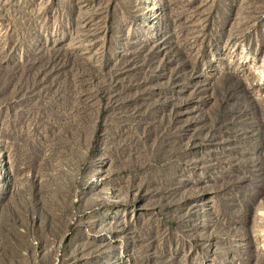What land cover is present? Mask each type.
Masks as SVG:
<instances>
[{"label": "rangeland", "instance_id": "rangeland-1", "mask_svg": "<svg viewBox=\"0 0 264 264\" xmlns=\"http://www.w3.org/2000/svg\"><path fill=\"white\" fill-rule=\"evenodd\" d=\"M0 264H264V0H0Z\"/></svg>", "mask_w": 264, "mask_h": 264}]
</instances>
